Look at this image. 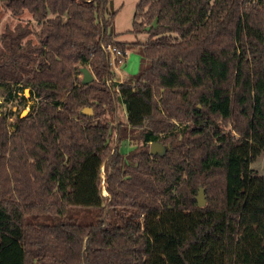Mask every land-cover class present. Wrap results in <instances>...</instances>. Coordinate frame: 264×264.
<instances>
[{
    "label": "trees",
    "instance_id": "trees-1",
    "mask_svg": "<svg viewBox=\"0 0 264 264\" xmlns=\"http://www.w3.org/2000/svg\"><path fill=\"white\" fill-rule=\"evenodd\" d=\"M111 2L0 0L38 26L0 34L5 102H33L0 112V245L21 264H264V0H139L142 43L114 39ZM109 46L143 68L117 81Z\"/></svg>",
    "mask_w": 264,
    "mask_h": 264
},
{
    "label": "rangeland",
    "instance_id": "rangeland-1",
    "mask_svg": "<svg viewBox=\"0 0 264 264\" xmlns=\"http://www.w3.org/2000/svg\"><path fill=\"white\" fill-rule=\"evenodd\" d=\"M138 1L139 0H112L109 5L110 12L117 11L111 29L116 41L142 43L146 40V35L144 33L133 34L128 32L132 27L133 14ZM18 25L21 27H27L29 30L38 29L36 22L28 12L23 11L21 14H13L0 5V34L7 29L12 30ZM28 38L34 39L32 35ZM35 42L36 41H34V43ZM115 63L112 67L115 72V78L119 82L130 80L143 68L142 58L136 49L126 51V57L124 60L118 65H115ZM80 78H82V75H80ZM23 96L25 97L26 102L22 100L21 95H18L16 99L5 102L6 91L0 89V112L2 115L3 113L8 114L9 111L13 113V116L7 120L9 124L13 123L16 114H22L20 117H23L29 113L33 103L31 100L29 101V91L27 94L23 93ZM117 116L120 122L124 123L126 121L122 105H118ZM133 149L134 146L127 140H123L119 144V151L124 156H128ZM251 168L264 176V153L257 159V161L251 164ZM101 174L102 185H104V174L103 172ZM102 192L103 195H106L104 188ZM21 252L22 250L18 244L14 243L7 237H3L2 244L0 245V264H21Z\"/></svg>",
    "mask_w": 264,
    "mask_h": 264
},
{
    "label": "water",
    "instance_id": "water-1",
    "mask_svg": "<svg viewBox=\"0 0 264 264\" xmlns=\"http://www.w3.org/2000/svg\"><path fill=\"white\" fill-rule=\"evenodd\" d=\"M80 72L82 74V78H81V84L82 85H88L89 83L92 82L93 80V76L92 74L89 72V70L87 68H80ZM28 89L24 90V93L27 94L28 93ZM82 114L90 116L92 114V110L90 108H84L82 110ZM22 115V114H20ZM164 153V147L162 146L161 143L159 142H154L151 143L149 146V154L150 155H156V154H163ZM196 201H197V206L198 207H202L205 204L204 201V196H203V191L200 189L198 191V195L196 197Z\"/></svg>",
    "mask_w": 264,
    "mask_h": 264
},
{
    "label": "built area",
    "instance_id": "built-area-1",
    "mask_svg": "<svg viewBox=\"0 0 264 264\" xmlns=\"http://www.w3.org/2000/svg\"><path fill=\"white\" fill-rule=\"evenodd\" d=\"M106 50L111 56V65H114L115 59H117L118 62L121 63V59L126 56V52L123 53L120 49L114 46H109L106 48Z\"/></svg>",
    "mask_w": 264,
    "mask_h": 264
}]
</instances>
